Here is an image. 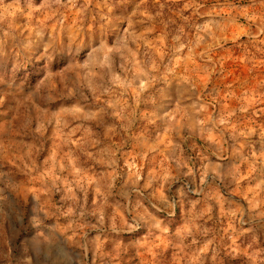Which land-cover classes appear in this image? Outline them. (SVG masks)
<instances>
[{"label":"rangeland","instance_id":"374dc122","mask_svg":"<svg viewBox=\"0 0 264 264\" xmlns=\"http://www.w3.org/2000/svg\"><path fill=\"white\" fill-rule=\"evenodd\" d=\"M0 264H264V0H0Z\"/></svg>","mask_w":264,"mask_h":264}]
</instances>
